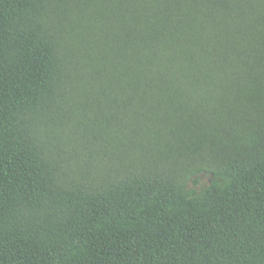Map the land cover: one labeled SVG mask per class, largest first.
I'll return each instance as SVG.
<instances>
[{
    "label": "trees",
    "instance_id": "16d2710c",
    "mask_svg": "<svg viewBox=\"0 0 264 264\" xmlns=\"http://www.w3.org/2000/svg\"><path fill=\"white\" fill-rule=\"evenodd\" d=\"M0 264H264V0H0Z\"/></svg>",
    "mask_w": 264,
    "mask_h": 264
},
{
    "label": "rangeland",
    "instance_id": "374dc122",
    "mask_svg": "<svg viewBox=\"0 0 264 264\" xmlns=\"http://www.w3.org/2000/svg\"><path fill=\"white\" fill-rule=\"evenodd\" d=\"M204 182H205V179H202V180H201V184H203Z\"/></svg>",
    "mask_w": 264,
    "mask_h": 264
}]
</instances>
